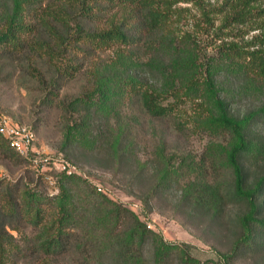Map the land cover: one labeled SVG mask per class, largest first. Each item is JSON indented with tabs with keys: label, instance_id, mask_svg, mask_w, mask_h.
Segmentation results:
<instances>
[{
	"label": "trees",
	"instance_id": "trees-1",
	"mask_svg": "<svg viewBox=\"0 0 264 264\" xmlns=\"http://www.w3.org/2000/svg\"><path fill=\"white\" fill-rule=\"evenodd\" d=\"M192 2L199 0H0V61L23 60L21 72L57 103L61 151L69 157L78 147L92 150L97 123L105 122L110 159H127V108L164 118L189 103L197 133L217 142L205 155L228 169L230 181L191 183L186 191H195L193 203L211 213V222L222 198L241 209L228 259L252 243L264 247V102H249L264 95V56L227 41L213 24L182 31L187 10L176 5ZM81 72L89 85L60 98L62 83ZM0 158L27 162L1 135ZM169 168L164 161L154 187L176 174ZM59 176L52 196L0 179V264H53L74 251L83 264L109 256L116 264H148V239L160 264L176 247L86 179ZM182 259L200 264L183 252Z\"/></svg>",
	"mask_w": 264,
	"mask_h": 264
},
{
	"label": "rangeland",
	"instance_id": "rangeland-1",
	"mask_svg": "<svg viewBox=\"0 0 264 264\" xmlns=\"http://www.w3.org/2000/svg\"><path fill=\"white\" fill-rule=\"evenodd\" d=\"M176 7L187 10L184 14L188 20L180 23L182 31L190 27L195 29L193 23L202 28L213 24L214 28H221L220 33L225 34L222 37L227 41L238 44L244 51H259L264 56V0H199L197 3H180ZM203 11L208 13V22L202 20ZM212 39L209 37L208 41ZM24 63L12 59L0 61V118L6 117L33 129L35 157L67 160V155L61 151V116L57 103H50L44 88L21 72L20 65ZM89 82L86 73L81 72L62 83L60 98L78 95ZM249 102L255 106L263 103V93ZM245 105L248 106V102ZM140 109L133 105L124 112L128 141L131 142L129 158L112 160L105 122L97 123L100 137L95 147L92 150L78 147L70 151L72 157L67 156L72 160L67 161L80 171L79 177L133 211L162 241L176 245L164 255L160 264H183L182 252L200 264H264V247L257 248L254 243L249 245L251 248L245 246L227 259L232 254L237 228L235 218L241 212L238 205L222 198L216 219L211 222V213L193 203L195 191H186L191 183L201 186L204 182L217 183L218 179L225 184L230 181L228 169L220 167L221 164L217 168L219 160L205 155L206 150L217 142L197 133L190 104L183 105L174 116L164 118H151ZM164 161H169V169H175L176 174L164 186L156 188ZM200 172L204 176L202 181L195 178ZM60 174L51 164H43L36 170L29 161L0 158V179L21 181L25 187H34L49 196L58 194ZM143 257L148 264H154L151 239L144 245ZM83 263L76 251L53 262ZM87 264L116 263L109 256L90 258Z\"/></svg>",
	"mask_w": 264,
	"mask_h": 264
},
{
	"label": "built area",
	"instance_id": "built-area-1",
	"mask_svg": "<svg viewBox=\"0 0 264 264\" xmlns=\"http://www.w3.org/2000/svg\"><path fill=\"white\" fill-rule=\"evenodd\" d=\"M0 135L17 155L31 162L36 170L43 164H51L65 176H81L74 165L61 157L58 160L46 156L35 157V133L30 127L13 123L10 119L2 117L0 118ZM147 228L150 229V226L148 225Z\"/></svg>",
	"mask_w": 264,
	"mask_h": 264
}]
</instances>
